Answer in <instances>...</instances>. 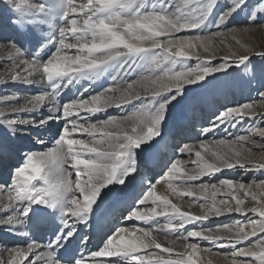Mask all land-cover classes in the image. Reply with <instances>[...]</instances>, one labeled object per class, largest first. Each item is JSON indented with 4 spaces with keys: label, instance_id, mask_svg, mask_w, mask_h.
Masks as SVG:
<instances>
[{
    "label": "snow or ice",
    "instance_id": "obj_1",
    "mask_svg": "<svg viewBox=\"0 0 264 264\" xmlns=\"http://www.w3.org/2000/svg\"><path fill=\"white\" fill-rule=\"evenodd\" d=\"M241 13L255 25L258 17L264 19V0H225L222 6L221 0H0V19L5 26L16 36L34 41L31 51L15 37L0 42V48L14 54V70L8 80L28 87L46 85L47 89L24 97L23 103L16 95L0 98V130L5 139L34 132L35 143L43 145L46 141L41 133L53 122L63 120L54 146L43 152L22 151L21 162L11 171V183L0 189V228L23 237V246L5 249L8 259H0V264H198L199 241L230 247L231 264H264V235H260L264 234V180L224 178L218 179V184L192 183L224 169L264 172V160H251L257 145L264 152L261 126L249 128L234 139L216 141L227 150L211 151V159L194 145L179 146L177 157L194 154L196 159L191 163L195 169L185 173L184 162L173 158L160 179L149 180L124 217L141 222L143 227L117 228L96 250L87 254L80 251L89 239L79 235L81 226L89 225L103 191L135 179L138 153L148 151L162 136L169 106L185 94L186 86L206 81L232 66H247L250 61L251 49L241 45L243 53L232 52L222 58V63H211L215 58L213 37L222 36V31L207 36L178 34L209 25L227 29ZM228 30L248 32L250 28ZM255 55L264 59V51ZM190 60L197 61L195 66L187 64ZM137 64L154 75L128 81L122 89L109 87L89 98L58 103L62 89L74 83L113 73L115 81ZM258 97L264 106V84ZM132 100L141 101L133 113L92 120L95 114ZM257 107L253 102L225 107L201 131L208 134L222 125L235 128L245 118H255ZM260 119L264 123V113ZM199 147L205 149L203 141ZM176 181L180 185L174 186ZM161 182L178 196L191 198L190 203L204 201L199 207L207 211L193 214L182 210L157 192L156 184ZM218 194L227 198L217 201ZM249 200L255 205L246 206ZM148 204L152 207L142 210L141 206ZM224 213L245 219L215 230H196V222ZM42 219L51 225L46 243L32 232ZM160 235H176L184 241L183 250L166 246ZM170 243L175 245V241Z\"/></svg>",
    "mask_w": 264,
    "mask_h": 264
},
{
    "label": "bare ground",
    "instance_id": "obj_2",
    "mask_svg": "<svg viewBox=\"0 0 264 264\" xmlns=\"http://www.w3.org/2000/svg\"><path fill=\"white\" fill-rule=\"evenodd\" d=\"M7 37L8 38L15 37L18 40V42L22 44L23 48L26 51H31L32 47H34V41H32L31 38L16 36V34L11 31L10 27L5 26L4 20L0 19V42L4 41ZM72 51L74 54L75 50ZM13 56L14 54L9 53L8 51L0 48V98L7 96L3 93L9 91L11 88L15 86H20L19 88L21 92H19L16 96L20 97L21 103H23L24 97L46 91L47 90L46 85L37 84L35 86L28 87L23 85L22 83L19 82L12 83L10 80H8L9 73L14 70ZM112 75L114 74H106L104 77L100 78L99 80H93L91 82L85 81L83 87L77 88V86L74 87L75 86L74 85L73 86L74 88L62 89L58 103H65L68 102L69 100L79 97H83V98L90 97L91 95L97 94L98 90L101 89L102 85L105 86V84L113 85L115 86V88L118 89H122L126 87V82L128 80L127 75H123V73H121V75L115 81H113ZM77 85L79 86L80 84L78 83ZM133 101L136 100H132L131 103ZM2 103L3 101L0 100V106H2ZM169 110L171 114L175 113L174 104L169 106ZM44 111L45 114H47V109H45ZM121 113L123 114V110H121L120 107L113 106L107 109L106 112L95 114L94 116H92V120L93 121L101 120L108 115H113V114L118 115ZM81 115L88 116L90 114L81 113ZM175 116H176L175 118L176 123L174 124L173 128L170 129L171 132L170 131L168 132L176 135L180 134V136H183L185 138V142L186 141L190 142L192 139L193 140L197 139L193 137L194 136L193 132L190 133V131L187 130V126L190 125V118H191L190 107L182 108L180 111L175 113ZM62 125H63V120L59 122H53L48 126L47 130L41 133L42 138L46 141V143L43 145L35 143L34 132H28V133L22 132L18 138L5 139L3 135V131L0 130V189L4 188L5 185H9L11 183V171L15 166H17L21 162V155H20L21 152L22 151L43 152L48 150L49 148H52L54 146L55 140L57 139L56 136L58 135ZM194 133L196 134V130L194 131ZM176 135L175 138L177 137ZM77 138H86V137H77ZM200 141L199 139H197L195 143L189 145H194L196 147V150L202 151V149H200L199 147L201 143ZM165 142L159 141V143L157 142L158 144H156L155 142V144H153V146H151V148L148 151L138 153L139 171L137 174H135V179H130L127 182V184L124 186L121 185L109 186V189H105L103 191L101 199L99 201V207H97L94 213L92 214L89 225L81 226L79 235L83 236L82 234L83 232L86 236H88L89 239L87 241V245L81 247L80 251L87 254L88 252L94 251L99 246H101L103 241L102 238H101L102 240H95V241L91 238V234L94 229V226L97 225L101 220L105 221V226L101 228L102 235L104 234L103 236L107 235V232L111 229L115 230L117 228L127 227L129 228V230H132L134 228L143 227L141 222L126 221L124 219V217L128 215L129 210L126 211L124 215L123 213L118 215V219L117 218L113 219L111 217L112 216L111 213L112 211L117 210L122 205L129 206L128 209H130L133 205L132 202L134 203L137 197L141 194V192L147 187L149 180L155 182L156 180L160 179V177L162 176L160 173L163 172H160L159 170L165 167L169 163V161H171L173 158H179L184 162L182 167L185 168V173L195 169V165L191 163V160L196 159L195 156H193V158H190L189 156L188 157L185 156L186 159L183 160L182 156L177 157V152L172 150V148L168 147L169 142H167L168 144L166 143L167 149H164V147L166 146ZM174 142L176 143V141ZM212 143L209 141L204 142L205 146L209 148H212ZM145 164L148 165V170L146 172L145 171L143 172L141 171V168ZM192 166H194V168ZM234 172L235 171H233V173ZM232 176L233 175H231L228 178H232ZM203 180H205V178H203L201 181ZM143 181L145 182L144 184ZM178 185H180L179 181L174 182V186H178ZM156 188L159 194L168 196V198L172 200L173 203L180 206L182 210H189L193 214H202V212L207 211V208L202 210L199 207V204L204 203V201L199 200L197 202L190 203L191 198L178 196L177 194L173 193L172 189H170L166 183L161 182L160 184H156ZM193 190L195 191V189ZM223 195L224 194L221 195L218 194L217 201H219L220 199H225L226 197H222ZM141 207L142 210H145L147 208L152 207V205L148 204ZM233 215L236 214L224 213L220 215L223 216L220 220H222L224 217L225 219H230L232 218ZM239 216L243 218V216L241 215ZM217 217L219 216L210 214L208 220H205L203 222H196L195 224L196 230H199L201 227L205 229L212 227V225L217 221ZM157 219H159L161 223L164 222L163 217H158ZM45 223H47V225H44ZM233 224L234 222L231 225ZM187 227L191 230L193 228V225H188ZM50 228L51 225L49 224V222L47 220L42 219L36 223V226L32 229V232L34 236L38 240H40L41 243H46L48 237L50 236ZM137 234L139 235V232ZM159 239L166 246H174L177 251L183 250L181 245L182 243H184V241L178 239L176 235H168L167 238H165L164 235H160ZM7 241L11 242L12 247L15 245L23 246V237H21L18 234L12 235L9 232H7L5 229L0 228V253H1L0 258L3 254V251L4 253H6L5 249L9 248L4 246L3 244ZM171 241H175V245H172L170 243ZM189 242H192L191 239ZM199 244H200L201 255L200 257L197 258L198 264H231L232 257L229 256V252L231 251V249L229 250V247L219 248L218 246L213 245L206 241H199ZM172 258H175V256H173ZM7 259H8V255L6 253L5 260Z\"/></svg>",
    "mask_w": 264,
    "mask_h": 264
},
{
    "label": "rangeland",
    "instance_id": "obj_3",
    "mask_svg": "<svg viewBox=\"0 0 264 264\" xmlns=\"http://www.w3.org/2000/svg\"><path fill=\"white\" fill-rule=\"evenodd\" d=\"M224 2L225 0H221V6L223 5ZM217 11H220V9L218 8ZM245 27L250 28V30L248 32H240V31L231 32L228 30V29H241ZM215 31H222L224 34L220 37H213L212 48L215 53V58L211 60V63L213 65H218L219 63H222L223 62L222 58L226 55H230L232 52L243 53L244 49L241 47V45H245L247 46V48L251 49L250 61L247 62V66L244 65H241L240 67L232 66L229 67V69L226 72L213 74L212 76L207 77L206 81L200 82L199 84L187 85L185 88V94L178 99V102L173 103L175 113L180 111L182 108L190 107L191 118H190V125L187 126V130H189L190 133L193 132L194 134L193 137L199 139V141L202 139L201 141L204 142L207 141L211 143L213 142L212 148L205 147V149L202 150V155H204L208 159H211L210 153L213 150L221 153L227 150L225 146L217 145L215 143L216 141H219L221 139H234L236 135L245 134V132L249 128H255L256 126L264 127V123H261V119H260V113H264V106H261V101L258 97V92L260 91V85L264 84V59H261L259 56L255 55V53L257 52L264 51V19H260L258 17L257 23L255 25H251L250 22L248 21L246 14L241 13L240 15L235 16L231 20V22L228 24L227 29H216L214 26L209 25L207 29L186 31L178 35L207 36L211 32H215ZM237 40L240 41L239 44L236 43ZM196 63H197L196 60L187 61V64L192 66H195ZM123 75L128 76V80H127L128 82V81H136L141 77H148L154 75V73L151 72L143 64H137L131 70H125V72H123ZM77 84L74 83L72 87L69 88H74L76 86L77 88L83 87L85 81L80 82L79 86ZM19 87L20 86H15L11 88L9 91L4 92L3 94L7 96L17 95L19 92H21ZM109 87L115 88V86L113 85L105 84V86L102 85L101 89L98 90L97 94L103 92ZM84 98H89V97H84ZM247 102H253L257 104L258 106L257 115L255 118H245V120L240 124H238L237 127L235 128H228L227 125H222L219 129H216L211 133L208 134L202 133L201 131L202 128L208 127L209 122L215 119V115L219 111H221L225 107H232ZM140 104H141L140 101H133L132 103L125 104L120 107V109L123 110V114L121 113L118 115L116 114L108 115L103 119H107L109 117L119 118V117L127 116L133 113L137 108H139ZM175 113L171 114L170 110H168V117L162 125V136L157 137L152 143V146L153 144H155V142L156 144H158L159 141L160 142L166 141L165 142L166 146L164 147V149H167V144H168L167 142H169L168 147L172 148V150L176 152L179 146L183 144H192L195 143V141H197V139L194 138L195 140L192 139L190 142L189 141L185 142V138L183 136H180V134L176 135L170 133L171 132L170 129H172L174 124L176 123ZM195 130H196V134L194 133ZM175 135L177 136L176 138ZM56 137L58 138V135ZM174 141H176V143ZM193 156L194 155H192L190 158H193ZM186 157L182 156L183 160L186 159ZM251 160L257 162L264 160V152L260 150L259 145L254 147V154L251 157ZM192 167L194 168V166ZM142 168L141 171L146 172L148 170V165L145 164L142 166ZM164 169L165 167H163L159 171L163 172ZM233 171L235 172L233 173ZM160 174L162 175L163 173ZM231 175H233L232 178H228ZM203 178H205V180H203L204 182L201 181ZM203 178L201 180L195 181V183L200 184L201 181V183L218 184V179H224V178L232 179L234 181L243 180L242 182L259 181V180H264V172H261L259 170L243 172L238 169H232V170L224 169L220 173H215L214 176L212 177L205 176ZM144 183L145 182L143 181V184ZM222 197H226V196L223 195ZM254 205L255 202H252L250 200L246 201V206L251 207ZM127 210L129 209H126L122 212L120 211L118 212V214L119 215L122 213L124 214ZM249 215L251 216V214ZM222 217L223 216L217 217V221L212 225V227L209 228L215 230L220 225L223 224L231 225L233 222L237 220L244 221L245 219L244 217L243 218L240 217L238 214L233 215L232 218L230 219H225L224 217L222 220H220ZM253 219L256 218L254 217ZM112 230L113 229L109 230L107 232V235L110 234ZM82 234L83 236L85 235L83 232ZM107 235L101 236L100 240L103 239L104 241ZM260 235H264V234H260ZM255 239H256L255 237L252 238L253 241ZM247 243L248 242H245V244ZM3 244L6 247L9 248L12 247L11 242L9 241ZM230 249L231 248L229 247V250ZM229 256L231 257V251L229 252ZM0 259H4V260L6 259V253H4V251Z\"/></svg>",
    "mask_w": 264,
    "mask_h": 264
}]
</instances>
